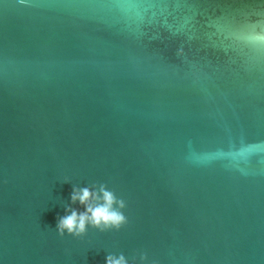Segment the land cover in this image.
<instances>
[{"label":"water","instance_id":"95a60500","mask_svg":"<svg viewBox=\"0 0 264 264\" xmlns=\"http://www.w3.org/2000/svg\"><path fill=\"white\" fill-rule=\"evenodd\" d=\"M108 257L264 264V0H0V264Z\"/></svg>","mask_w":264,"mask_h":264},{"label":"clouds","instance_id":"9594fccd","mask_svg":"<svg viewBox=\"0 0 264 264\" xmlns=\"http://www.w3.org/2000/svg\"><path fill=\"white\" fill-rule=\"evenodd\" d=\"M89 197V191L83 189L79 195L74 194L72 200L76 201L78 199L81 204H85ZM103 201L104 203L101 206H87L86 212L79 216L73 211L71 215L65 216L59 221L58 227L60 229H67L68 232H72L73 230L83 231L86 221H91L92 224L97 226L100 224L119 226L124 218L120 213L112 210L111 206L114 202L112 194L103 192ZM121 206L123 205L121 204ZM106 264H125V262L123 257L119 259L108 257Z\"/></svg>","mask_w":264,"mask_h":264}]
</instances>
